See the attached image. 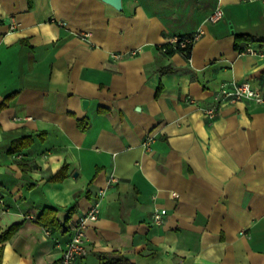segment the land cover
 I'll list each match as a JSON object with an SVG mask.
<instances>
[{
  "label": "crops",
  "instance_id": "1",
  "mask_svg": "<svg viewBox=\"0 0 264 264\" xmlns=\"http://www.w3.org/2000/svg\"><path fill=\"white\" fill-rule=\"evenodd\" d=\"M216 3L0 0V264H59L96 201L81 264H264V105L203 112L264 86V5L220 0L209 24ZM194 32L188 57L161 51Z\"/></svg>",
  "mask_w": 264,
  "mask_h": 264
},
{
  "label": "built area",
  "instance_id": "2",
  "mask_svg": "<svg viewBox=\"0 0 264 264\" xmlns=\"http://www.w3.org/2000/svg\"><path fill=\"white\" fill-rule=\"evenodd\" d=\"M244 2H260L264 5V0H243ZM216 6L212 12L207 16V22L209 24H216L223 18V9L220 5V0H216ZM15 28L14 22L10 24L9 29ZM200 37L199 32H194L189 36L173 37L169 38L163 46L161 51L166 53L168 48L185 49L191 47ZM244 54L258 55L261 54L255 51L251 46L247 45L246 48L241 51ZM113 58H119L120 55L111 54ZM242 101H249L256 105H264V86L261 88L253 87L249 82L231 83L229 86L222 85L219 91L214 96V104L206 108L203 112L208 119H213L217 113L219 106L223 103H236ZM154 142L153 135H147L142 145L145 150H149ZM117 177L114 174L108 176V185H114L117 183ZM104 192H99V196H103ZM166 210H155L152 215V220L155 225H159L164 216ZM100 214V202H94L89 209L84 212L75 221L72 226V233L69 240L66 241L64 247L61 250V257L59 264H81L83 258L87 254L86 248V230L90 222H94L98 219ZM46 234L50 232L47 230Z\"/></svg>",
  "mask_w": 264,
  "mask_h": 264
},
{
  "label": "trees",
  "instance_id": "3",
  "mask_svg": "<svg viewBox=\"0 0 264 264\" xmlns=\"http://www.w3.org/2000/svg\"><path fill=\"white\" fill-rule=\"evenodd\" d=\"M240 40H243V42L250 41V39L247 38V37H243ZM236 48H237L238 51L241 50V48L238 46V44L236 45ZM190 49H191V47H188V48H185V49H179L178 47L175 48V49L168 48V50H167L166 53H169L171 51H176V52L184 53L188 57L189 54H190ZM46 211L53 212L52 210H46ZM41 223L43 225H45V226H52V227H55V228H59V225L57 224V222L55 221V219H54L53 216L50 218L49 221H42L41 220ZM12 231H13L12 229L9 230V231H7L5 233V236L10 235ZM101 260H102V264H123V262H124V260L122 259V257H120L118 255H104V256L101 257Z\"/></svg>",
  "mask_w": 264,
  "mask_h": 264
},
{
  "label": "water",
  "instance_id": "4",
  "mask_svg": "<svg viewBox=\"0 0 264 264\" xmlns=\"http://www.w3.org/2000/svg\"><path fill=\"white\" fill-rule=\"evenodd\" d=\"M104 3L109 4L112 6L115 10L120 11L121 10V0H102ZM83 108L87 106V101L82 102Z\"/></svg>",
  "mask_w": 264,
  "mask_h": 264
}]
</instances>
